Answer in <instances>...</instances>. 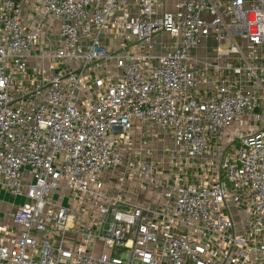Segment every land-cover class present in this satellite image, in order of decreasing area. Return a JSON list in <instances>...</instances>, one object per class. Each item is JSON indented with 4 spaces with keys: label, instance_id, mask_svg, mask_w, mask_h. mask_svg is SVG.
<instances>
[{
    "label": "built area",
    "instance_id": "1",
    "mask_svg": "<svg viewBox=\"0 0 264 264\" xmlns=\"http://www.w3.org/2000/svg\"><path fill=\"white\" fill-rule=\"evenodd\" d=\"M2 204L0 264H264V0H0Z\"/></svg>",
    "mask_w": 264,
    "mask_h": 264
},
{
    "label": "rangeland",
    "instance_id": "2",
    "mask_svg": "<svg viewBox=\"0 0 264 264\" xmlns=\"http://www.w3.org/2000/svg\"><path fill=\"white\" fill-rule=\"evenodd\" d=\"M158 41L160 42L161 40H167L166 36H159ZM112 37L109 36V50H112V48L115 47V45L112 44ZM110 69V67H109ZM248 119L244 118L242 120L243 126H242V131L245 132L247 130H249L248 128ZM263 124L260 125V127ZM239 134V129L237 125H233L232 128L230 129H226L225 130V136H229V137H238ZM147 141V140H146ZM228 140H225L224 143H226ZM176 148L175 143L173 140H171L170 138H161L158 141H147L146 145L144 147H138V150L136 151L138 156L142 159L147 158V156H149L152 160L157 161V163H161L163 162L162 160H169L168 157H164V155L162 153L159 152V149L163 150H174ZM166 168H170L169 164H164ZM2 211H5L6 207L5 206H1Z\"/></svg>",
    "mask_w": 264,
    "mask_h": 264
},
{
    "label": "crops",
    "instance_id": "3",
    "mask_svg": "<svg viewBox=\"0 0 264 264\" xmlns=\"http://www.w3.org/2000/svg\"><path fill=\"white\" fill-rule=\"evenodd\" d=\"M52 32H53V33H52V34H53V35H52V36H53V39L55 40V37L57 36V35H56V34H57V32H56L55 30H54V31H52ZM134 189H135V187H134ZM129 190H131V189H128V191H129ZM129 192H130V191H129ZM131 197H132V196H130V199L132 200V198H131ZM4 199L8 201V198H7V196H5V197H4ZM133 200H137V199H133ZM1 206H5V207H6V209L10 208V204H2V205H0V208H1Z\"/></svg>",
    "mask_w": 264,
    "mask_h": 264
}]
</instances>
